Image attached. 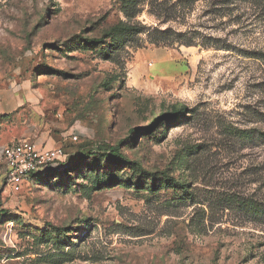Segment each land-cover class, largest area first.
Masks as SVG:
<instances>
[{"label": "rangeland", "instance_id": "obj_1", "mask_svg": "<svg viewBox=\"0 0 264 264\" xmlns=\"http://www.w3.org/2000/svg\"><path fill=\"white\" fill-rule=\"evenodd\" d=\"M132 1L0 0V264H264V0Z\"/></svg>", "mask_w": 264, "mask_h": 264}, {"label": "built area", "instance_id": "obj_2", "mask_svg": "<svg viewBox=\"0 0 264 264\" xmlns=\"http://www.w3.org/2000/svg\"><path fill=\"white\" fill-rule=\"evenodd\" d=\"M72 139L77 141L78 137ZM63 156L65 154L61 148L40 149L37 144L25 140L15 141L1 150L7 183L14 193L21 192L35 177L44 175L50 162L60 160Z\"/></svg>", "mask_w": 264, "mask_h": 264}, {"label": "trees", "instance_id": "obj_3", "mask_svg": "<svg viewBox=\"0 0 264 264\" xmlns=\"http://www.w3.org/2000/svg\"><path fill=\"white\" fill-rule=\"evenodd\" d=\"M131 3H133L132 0H126V4H127V5H129V4H131ZM115 30H120L121 32H127V31H132V30H135V29L132 28V27L126 26V25H120L119 27H115ZM178 113L183 114V111H182V110H174V111H173V115L178 114ZM51 176H52V173H51L50 171H47V172L45 173V175L37 176V177H38L39 180H41V179L44 180V179H47V178H49V177H51ZM36 179H37V178L35 177V180H36Z\"/></svg>", "mask_w": 264, "mask_h": 264}, {"label": "crops", "instance_id": "obj_4", "mask_svg": "<svg viewBox=\"0 0 264 264\" xmlns=\"http://www.w3.org/2000/svg\"><path fill=\"white\" fill-rule=\"evenodd\" d=\"M3 108H4V106H2L1 103H0V111H1Z\"/></svg>", "mask_w": 264, "mask_h": 264}]
</instances>
